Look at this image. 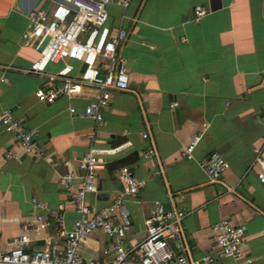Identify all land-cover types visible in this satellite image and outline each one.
<instances>
[{"label": "crops", "instance_id": "obj_1", "mask_svg": "<svg viewBox=\"0 0 264 264\" xmlns=\"http://www.w3.org/2000/svg\"><path fill=\"white\" fill-rule=\"evenodd\" d=\"M53 2L40 0L35 8L47 9ZM32 5L33 0H0V113L9 110L34 130L43 150L37 159L25 153L6 158L9 136L0 125V252L12 249L21 223L31 216L33 198L47 204L49 217L62 215L66 227H72L78 215L58 179L76 169L74 161L64 166L65 159H77L93 145L119 149L100 155L98 191L86 198L90 206H105L118 194L122 166L143 183L135 197L126 198L131 223L127 247L145 238L154 202L169 207V193L175 199L182 193L186 216L180 241L192 258L216 254L211 227L228 219L246 227L244 256L252 264H264V184L256 177V157L264 160V0H131L126 8L108 5V26L127 32L118 52L126 62L129 88L112 91L101 123L68 112L69 107L81 111L95 90L52 104L36 98L45 77L24 72L38 53L22 39ZM196 6L206 11L199 21L194 20ZM57 67L49 65L47 71ZM144 132L149 140L142 138ZM199 134L194 158L187 160L184 147ZM151 143L165 164L161 175L153 174L156 160L143 156ZM213 153L228 163L217 183H210L201 167ZM111 242L95 231L79 253L109 262ZM169 248L176 252L179 243L172 241ZM218 261L233 264L231 259Z\"/></svg>", "mask_w": 264, "mask_h": 264}, {"label": "built area", "instance_id": "obj_2", "mask_svg": "<svg viewBox=\"0 0 264 264\" xmlns=\"http://www.w3.org/2000/svg\"><path fill=\"white\" fill-rule=\"evenodd\" d=\"M131 0H54L47 9L37 7L29 15L28 29L22 34L37 53L38 58L24 72L45 77L44 83L35 90L36 98L47 104L59 98L84 95L85 90H95L93 100L78 111L69 107L68 112L77 118H88L96 123L103 121V112L109 108L112 91L129 88L126 62L119 54L120 45L126 40L127 32L122 28L112 29L107 21L108 5L126 8ZM206 11L201 6L194 8V20L199 21ZM49 65H58L47 71ZM2 81L6 82L5 78ZM0 125L9 136L10 147L5 153L8 159H18L25 153L37 159L43 156L34 130L26 129L11 113H0ZM204 127L206 125H203ZM262 142L264 144V122ZM142 138L149 140L148 132ZM201 135H195L184 147L187 160L194 158V149ZM152 142V141H151ZM119 148H97L90 145L79 158L70 157L63 161L70 169L59 176L62 190L71 197L78 218L68 229L62 215L49 217L44 201L31 199V216L20 225V234L12 240V249L0 252V264H219V259H231L233 264H252L243 253L242 242L245 225L221 219L213 224L212 241L216 254H203L192 258L181 238L184 232L185 209L180 205L184 196H170V206L154 202L145 221L146 236L135 247L125 245V237L131 223L126 198L135 197L143 183L137 180L128 166L118 172L121 190L111 202L100 208L90 206L86 198L98 191L97 174L102 168L100 155L117 152ZM256 153L258 151L256 150ZM147 159H155L154 175L164 172L165 164L158 158L153 143L143 153ZM257 180L264 184V160L256 157ZM202 169L210 183H217L228 168L227 161L218 153L204 159ZM53 230V234L50 230ZM95 231L111 239L112 256L109 262L85 259L79 253L80 245ZM177 241L179 249L172 252L169 243ZM39 242L37 248H32Z\"/></svg>", "mask_w": 264, "mask_h": 264}, {"label": "water", "instance_id": "obj_3", "mask_svg": "<svg viewBox=\"0 0 264 264\" xmlns=\"http://www.w3.org/2000/svg\"><path fill=\"white\" fill-rule=\"evenodd\" d=\"M39 1L40 0H33V5H32V7L30 9V12L36 7V5L38 4ZM59 1L62 2V0H59Z\"/></svg>", "mask_w": 264, "mask_h": 264}]
</instances>
